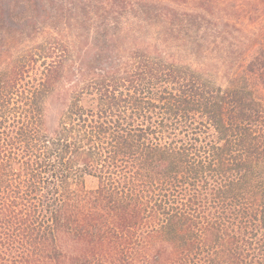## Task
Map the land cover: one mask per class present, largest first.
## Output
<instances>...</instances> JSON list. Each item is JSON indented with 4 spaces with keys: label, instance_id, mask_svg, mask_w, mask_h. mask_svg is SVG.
I'll use <instances>...</instances> for the list:
<instances>
[{
    "label": "trees",
    "instance_id": "trees-1",
    "mask_svg": "<svg viewBox=\"0 0 264 264\" xmlns=\"http://www.w3.org/2000/svg\"><path fill=\"white\" fill-rule=\"evenodd\" d=\"M27 1L0 0V30ZM234 2L171 9L191 53H0V264H264V46L203 55L264 17Z\"/></svg>",
    "mask_w": 264,
    "mask_h": 264
},
{
    "label": "rangeland",
    "instance_id": "rangeland-1",
    "mask_svg": "<svg viewBox=\"0 0 264 264\" xmlns=\"http://www.w3.org/2000/svg\"><path fill=\"white\" fill-rule=\"evenodd\" d=\"M128 1L136 7L150 0ZM154 1L156 10L152 11L149 20H143L134 16L131 6L124 3L125 0H31L32 12L31 14L29 12V15L32 19L25 22L22 29L12 26L10 33L4 32L7 28L0 30V53H66L63 45L67 40L75 42V48L69 53H85L91 43L103 46L101 41L111 37L113 42L107 44L110 49L108 53H191L183 43L168 41L164 36L165 28H162L174 21V19L170 21L171 18L167 15L171 9L181 13L185 9L182 3L186 0ZM159 1H163L162 4H159ZM234 4L241 5L239 0ZM82 6H90L93 10L106 7L109 12H104L91 20L88 15L82 14ZM61 7L64 8V12L61 11ZM69 24L76 25L77 30L72 33L65 31L64 26ZM253 24L254 26H248L244 30L250 36L248 42L242 37L233 38L230 35L228 42L221 41L220 31H208L203 55L239 53L238 47L242 44L251 45L250 51L257 49L259 45L264 46V17ZM91 26L95 28V34L88 33ZM106 31L111 34L105 35ZM215 36L217 39L214 43ZM87 38L91 41L86 43ZM93 39L98 40L94 42ZM146 44H149L148 49ZM39 46L44 47V50L41 47L37 51ZM91 53L99 52L93 50ZM50 123L49 121V125Z\"/></svg>",
    "mask_w": 264,
    "mask_h": 264
}]
</instances>
